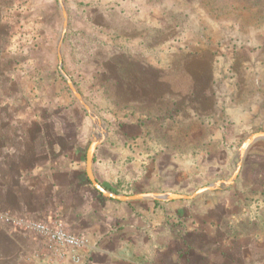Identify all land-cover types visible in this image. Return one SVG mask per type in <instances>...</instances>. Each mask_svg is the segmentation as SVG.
Wrapping results in <instances>:
<instances>
[{"label": "rangeland", "instance_id": "374dc122", "mask_svg": "<svg viewBox=\"0 0 264 264\" xmlns=\"http://www.w3.org/2000/svg\"><path fill=\"white\" fill-rule=\"evenodd\" d=\"M64 11L66 76L58 56ZM0 102L12 107L5 110L8 118L32 120V130L43 125L59 141L70 137L75 170L86 171L89 148L98 142L93 174L115 194H193L229 180L242 160L231 185L161 205L176 234L162 238V261L167 254V264L202 263L206 257L197 248L206 251L208 244L192 231L193 220L201 224L222 203L220 209L238 214L230 218L242 233L232 243L247 247L233 255L235 264H264V139L242 155L244 142L264 132V0H0ZM82 178L73 179L72 190L65 187V201L82 208L87 190L102 199V207L92 205L113 225H98L95 241L89 231L77 235L98 246L114 232L120 249L143 248L122 230L128 220L122 204L112 205ZM178 212L184 218L177 219ZM158 216L150 217L159 222ZM11 225L37 248L29 229ZM0 236V264H20L15 246ZM40 247L36 258L24 255L23 264H39V251L49 261ZM138 251L141 262L152 261ZM96 255L85 264L95 263ZM119 256L112 264L127 252Z\"/></svg>", "mask_w": 264, "mask_h": 264}, {"label": "crops", "instance_id": "0c3cea01", "mask_svg": "<svg viewBox=\"0 0 264 264\" xmlns=\"http://www.w3.org/2000/svg\"><path fill=\"white\" fill-rule=\"evenodd\" d=\"M11 108L12 107L8 104L0 102V113L3 116L6 114L5 110L12 111L9 110ZM47 121L49 122V120ZM31 123L32 120H24L15 117L8 118V116L0 117V214H8L17 218H59L72 232L77 234L89 231L91 234L89 238L92 241L98 238L101 239L99 236L100 233H97L99 229L98 225H100V228L104 225H106L107 228L108 225L110 227L113 225V222H109V220L105 222L103 218H101V214H99L92 205L93 202L99 201L100 203L102 199L100 200L95 194L90 196L88 191L85 190V193H83V207L81 208L75 203V205L68 204L64 199L65 195L62 194L65 187H67L68 190H72L75 183L73 181L78 180L79 174L81 176L83 173L82 179H84L85 176L88 177L87 161L86 171L82 172L81 170H75V168H73V156L70 150L72 143L71 138L62 135L60 138L62 137L63 141H59L55 135L50 136L45 130H42V128H44L43 125L39 131L32 130ZM53 130H55V128H53ZM66 144H68V147H66ZM93 171L95 173L94 166ZM94 177L96 180L98 179L97 181L105 188L99 178H97V176ZM92 185L97 192L105 197L104 199L112 201V205H116L117 203L122 204L120 207L128 212L126 215L128 220L124 221V223L127 222V227L123 228L122 226V230L131 232L130 237L143 241V248H138V245H133L135 249L131 246L127 249H120L117 245L119 237H117L116 233L107 231L108 234L102 236L104 239H102L100 245H91L84 251V264L87 263L89 257L96 255V252L97 259L95 263L92 264H112V262H114L113 256L121 257L119 255H126V252L127 256L119 258L120 260H118V262H120V264H167V254L163 257L162 261L161 240L162 238L167 240V237L172 238L176 234L175 228L172 230L168 229L169 220L167 216L164 215L162 218L161 205L167 204L169 201H182L188 199L161 200L145 197L120 201L105 196L93 183ZM147 193L167 192L154 191L138 194ZM139 203H142L143 209L141 208L139 210L135 208ZM100 204L102 207L103 202ZM116 207L119 206L116 205ZM220 208H222V203L217 205L214 211L212 210L205 215L201 224L193 220L194 226L191 228L192 231L195 233L201 232L203 234L201 238L205 239L208 244V249L206 251H200L201 249L197 248V251L206 257L200 264H216L215 256H221L224 261L234 262L235 264L236 260L233 258V255L235 253L244 254L246 252L247 247H245V245L232 243L233 238L235 240H240L238 235L242 233L240 228H236L237 224L235 223L236 225H234L233 221H231V218H236L238 214L229 215V211ZM144 215H146V217ZM153 215H159V222L151 220L150 216ZM176 217L177 219L184 218L179 212L176 213ZM77 218H80L78 222H76ZM148 218L149 222L147 221ZM121 225H119V227ZM142 225L144 226L142 227ZM177 226L178 224L176 227ZM211 230L216 231L217 236H214ZM1 234H6V238L9 240L10 244L15 246L14 255L16 260L20 259V264H23L21 259H23L24 255L27 253L36 258V250L34 251V249L40 247L39 241V244L36 246L37 248H34V244L32 243L33 240L30 239L31 237H27L21 230L14 228L11 223H7L5 219L0 217V235ZM157 239L160 240L159 246L156 244ZM36 240L38 239L36 238ZM105 241H111L115 246L109 248L105 245ZM259 243H261V241ZM41 249L40 247L39 250ZM136 249L141 250L143 256L146 255L151 257L150 259H152V261L150 262L148 260L146 262L143 259L141 262V259H137L140 252ZM163 249V254H165L166 250L165 248ZM92 250H94V254ZM42 251L43 250H41V252ZM136 255L137 257H135ZM34 262L39 264H66V262L61 263L42 259L40 251L38 253V258L36 261L34 259Z\"/></svg>", "mask_w": 264, "mask_h": 264}, {"label": "built area", "instance_id": "2783aa9c", "mask_svg": "<svg viewBox=\"0 0 264 264\" xmlns=\"http://www.w3.org/2000/svg\"><path fill=\"white\" fill-rule=\"evenodd\" d=\"M7 222L27 228L38 239L49 261L66 264H84V251L88 249V240L68 229L59 218L25 221L21 218L0 214Z\"/></svg>", "mask_w": 264, "mask_h": 264}, {"label": "water", "instance_id": "95a60500", "mask_svg": "<svg viewBox=\"0 0 264 264\" xmlns=\"http://www.w3.org/2000/svg\"><path fill=\"white\" fill-rule=\"evenodd\" d=\"M64 15H65V24H64L62 35H61V39L59 41L58 56H59V62L61 65V70H62L63 74L66 76V74L62 68V65H63L62 44L64 41L65 34L67 32V26H68L67 13L65 11H64ZM68 81H69L70 87L72 88L73 92L76 94V96L79 98V100H82L81 95L75 89L74 84L71 81V79H68ZM83 105L87 108V110H90L89 106L84 101H83ZM258 139H264V132L254 133L244 142V144L242 146V155H244L245 152L247 151V149L249 148V146L254 141H256ZM97 145H98V142H92V144L89 148L88 154H87L88 177L92 181L94 186L98 190H100L105 196H108V197H111V198H114V199H117L120 201L134 200V199L145 198V197H151L154 199H161V200L194 199L195 197H197L198 195H200L204 192L219 190L221 188H224L226 186L231 185L235 181V179L238 177L239 172L241 170V166H242V160H241L238 163L237 170L234 172L233 176L229 180H219L213 184L203 186V187L199 188L198 190H196L193 194L167 192V193H147V194H136V195H120V194H115V193H112V192H109L108 190H106L94 177L93 159H94V153H95V149H96Z\"/></svg>", "mask_w": 264, "mask_h": 264}, {"label": "trees", "instance_id": "16d2710c", "mask_svg": "<svg viewBox=\"0 0 264 264\" xmlns=\"http://www.w3.org/2000/svg\"><path fill=\"white\" fill-rule=\"evenodd\" d=\"M114 192L118 193L117 190H114ZM176 225H177V224L175 223L172 227H176ZM170 229L172 230V229H174V228H170ZM171 232H172V231H171Z\"/></svg>", "mask_w": 264, "mask_h": 264}]
</instances>
